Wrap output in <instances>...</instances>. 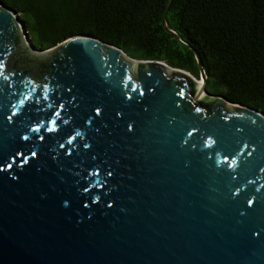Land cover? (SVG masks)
<instances>
[{
  "label": "water",
  "instance_id": "obj_1",
  "mask_svg": "<svg viewBox=\"0 0 264 264\" xmlns=\"http://www.w3.org/2000/svg\"><path fill=\"white\" fill-rule=\"evenodd\" d=\"M171 2L201 78L38 48L0 0V264H264V111L208 91Z\"/></svg>",
  "mask_w": 264,
  "mask_h": 264
},
{
  "label": "trees",
  "instance_id": "obj_2",
  "mask_svg": "<svg viewBox=\"0 0 264 264\" xmlns=\"http://www.w3.org/2000/svg\"><path fill=\"white\" fill-rule=\"evenodd\" d=\"M47 48L95 34L139 59H159L200 77L194 51L166 30L169 0H1ZM167 24L201 55L210 93L264 111V0H172Z\"/></svg>",
  "mask_w": 264,
  "mask_h": 264
},
{
  "label": "bare ground",
  "instance_id": "obj_3",
  "mask_svg": "<svg viewBox=\"0 0 264 264\" xmlns=\"http://www.w3.org/2000/svg\"><path fill=\"white\" fill-rule=\"evenodd\" d=\"M201 82V81H200Z\"/></svg>",
  "mask_w": 264,
  "mask_h": 264
},
{
  "label": "rangeland",
  "instance_id": "obj_4",
  "mask_svg": "<svg viewBox=\"0 0 264 264\" xmlns=\"http://www.w3.org/2000/svg\"><path fill=\"white\" fill-rule=\"evenodd\" d=\"M201 78V77H200Z\"/></svg>",
  "mask_w": 264,
  "mask_h": 264
}]
</instances>
